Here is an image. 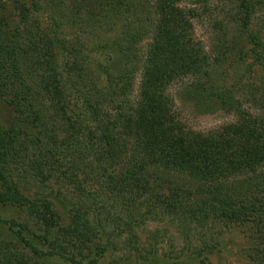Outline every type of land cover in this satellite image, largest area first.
<instances>
[{"label": "rangeland", "instance_id": "374dc122", "mask_svg": "<svg viewBox=\"0 0 264 264\" xmlns=\"http://www.w3.org/2000/svg\"><path fill=\"white\" fill-rule=\"evenodd\" d=\"M75 1L83 13L94 6L90 0H0V36L6 32L0 45H16L25 53L27 30L39 28L61 42L53 69L32 67L38 60L34 54L28 63L25 57L8 58L9 71L0 75V264H264V235L252 221L175 214L159 204L150 214L125 212L110 194L104 202L102 196H88L92 189L102 195L116 169L101 171L97 155L83 143L91 113L85 102H102L99 98L114 91L124 73L132 77L127 100H137L154 43L157 0H125L121 15L109 8L112 2L101 1L105 13L93 20L83 13L70 19ZM250 1L259 5L249 30L236 0L180 4L194 13L195 44L207 53L200 83L231 97L227 105L208 109L188 95L194 78L171 83L168 94L189 131L212 134L236 123L241 112L264 117V0ZM50 73L57 75L63 99L45 92L34 106L46 121L63 107L70 122L57 118L38 129L17 99L25 84L35 86L37 75ZM101 112L115 116L113 108ZM258 174L263 177L264 170ZM169 176L188 186L184 175ZM192 192L193 203L207 198L196 188ZM259 192L264 197V190Z\"/></svg>", "mask_w": 264, "mask_h": 264}, {"label": "trees", "instance_id": "16d2710c", "mask_svg": "<svg viewBox=\"0 0 264 264\" xmlns=\"http://www.w3.org/2000/svg\"><path fill=\"white\" fill-rule=\"evenodd\" d=\"M90 1L94 6L85 13L82 3L75 1L70 10V19H79L80 16L77 15L82 13L90 16L88 20H93L94 16H103L101 14L105 11L99 6L101 1L112 2L109 8H115L117 15L122 14V7H128L125 0ZM183 1L155 2L158 21L153 35L154 43L145 61L137 100L132 104L127 100V94L132 88V77L129 73H124L116 84V89L99 98L103 99L102 102H85L91 113L88 118L90 122H86L88 130L84 133L86 141L83 143L97 155L101 171L110 168L111 174L112 169H116L115 175L102 188V195L99 190L92 189L87 192L88 196L99 199L96 197L104 198V195L110 194L111 198L118 200L120 208H124L125 212L143 209L150 214L159 204L157 206L164 205L181 215L221 214L235 223L252 221L264 235V197L259 192L260 189L264 190V175L260 177L258 174L264 170V117L241 112L236 123L203 135L185 128L176 113L174 101L168 94L167 88L171 83L192 77L197 83L188 95L195 102L216 110V103L223 107L231 100L218 87L207 85V82L202 84L198 79L204 71L207 53L200 45L195 44L192 22L194 13L180 7ZM236 1L245 15L244 27L249 30L255 6L259 3L250 0ZM61 6L63 5L58 3V7ZM140 10L142 12L143 9ZM21 20L28 19L26 15H22ZM4 33L1 34L2 40L6 36V32ZM27 34L30 47L25 53L21 50L17 52L19 47L16 45H11L13 51L6 42L0 45V75L5 74L2 71H9L6 61L8 58L25 57L28 63L34 54H37L38 60L32 67L53 69L54 49L61 42L53 41L40 28L37 32L29 29ZM34 83L35 86L25 84L17 102L30 110V119L41 129L49 124L44 122L45 117L34 106L37 100L42 93L53 91L54 97L61 101L64 93L59 89L55 73L37 75ZM92 104L95 108L90 106ZM105 107L113 108L115 116L101 112ZM55 114L46 122L54 123L57 118L70 122L63 107ZM77 130L81 131L79 128ZM172 173L184 175L188 186L171 181L169 175ZM250 174L257 176L251 177ZM162 185L168 188L162 189ZM194 188L202 194V198L213 197V200L209 202L206 198L193 203ZM79 190L85 193V189ZM102 201H106L105 198Z\"/></svg>", "mask_w": 264, "mask_h": 264}]
</instances>
